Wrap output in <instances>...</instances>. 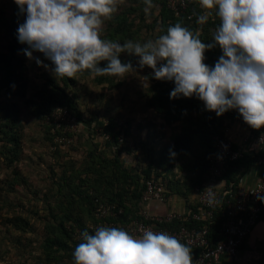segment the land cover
I'll list each match as a JSON object with an SVG mask.
<instances>
[{
    "label": "clouds",
    "instance_id": "clouds-1",
    "mask_svg": "<svg viewBox=\"0 0 264 264\" xmlns=\"http://www.w3.org/2000/svg\"><path fill=\"white\" fill-rule=\"evenodd\" d=\"M15 3L26 15L17 30L18 40L29 45L25 54L49 68L33 56L42 53L57 79H76L85 72L93 78L124 79L147 66L155 79L174 82L170 98L196 96L217 116L235 109L254 130L264 127V0H199L204 14L197 23L205 24L212 13L220 21L213 43H204L198 31L194 34L179 22L144 43L103 38L105 22L125 0ZM144 3L148 15L153 0ZM217 45L223 54L213 67L205 63V52ZM124 53L138 58L135 66L131 60L122 62ZM258 199L264 201V196ZM82 240L74 249V264H199L187 244L166 232L147 229L134 236L123 228L101 226L94 234L83 231Z\"/></svg>",
    "mask_w": 264,
    "mask_h": 264
},
{
    "label": "rangeland",
    "instance_id": "rangeland-1",
    "mask_svg": "<svg viewBox=\"0 0 264 264\" xmlns=\"http://www.w3.org/2000/svg\"><path fill=\"white\" fill-rule=\"evenodd\" d=\"M15 4V0H0V10L14 13ZM154 5L158 8V4ZM5 44L1 39L2 50ZM33 56L50 67L23 56L27 74L24 98L0 88V124L6 121L8 107L17 110L14 129L21 138V145L15 147V143L1 140L5 135L0 131V264H74L73 252L82 233L79 229L75 231L77 226L67 219V213L77 214L80 209L76 202L71 208L69 188L63 184L76 176L73 173L76 170L91 166L92 151L117 158L118 146L106 144L104 123L109 124L111 132H115L116 126L131 127L134 135L156 150L173 141L182 128L169 127L147 106L146 93L157 81L150 67L137 69L124 79L114 77L119 85L85 72L65 87L52 74L50 60L40 52H34ZM122 56L128 58L126 54ZM51 80L74 97L83 117L78 119L75 141L59 148L54 146L53 132L44 125L49 122L39 117L42 98L38 93L49 90ZM148 153V149L137 144L130 153H123L120 161L129 169L141 171L147 165ZM95 156L97 160L96 153ZM78 200L76 197L73 201ZM63 220L70 231L74 230L70 237L62 232ZM87 223L88 229L94 231L106 226V222L95 223L90 217Z\"/></svg>",
    "mask_w": 264,
    "mask_h": 264
},
{
    "label": "trees",
    "instance_id": "trees-1",
    "mask_svg": "<svg viewBox=\"0 0 264 264\" xmlns=\"http://www.w3.org/2000/svg\"><path fill=\"white\" fill-rule=\"evenodd\" d=\"M154 4H158V8ZM153 5L150 14L146 15L143 10L146 6L144 0H125V3L119 7L113 18L105 22L103 38L120 43L127 40L144 43L166 34L169 26H174L179 22L182 26L193 31L194 34L198 31L200 39L204 43H213V33L219 26L220 21L215 13H212L205 24H198V16L204 14V9L201 8L199 0L191 3L185 12L179 15L169 8L168 0H153ZM13 12L5 14L4 10H0V40L4 39L6 42L4 50L0 46V88L5 89L15 97L24 98L26 96L27 74L23 56L26 55L24 50L28 47L18 40L17 30L26 19V15L20 13L17 4H15ZM222 54V50L218 45L207 50L205 52V63L214 67ZM122 55L120 57L122 62L131 60L133 65L137 63V57L126 54L128 58L123 59ZM106 64L107 61H104L101 62L100 66L104 67ZM98 77L102 81H109L113 84L115 82V78L112 76ZM61 81L65 87H68L74 79L63 78ZM51 83L49 84V90L38 93L41 94L42 98V103L38 105L40 109L39 117L45 119L56 106H65L78 119H82L81 111L76 106L74 97L59 83L54 80H51ZM115 83L114 85H119L117 82ZM174 87L175 84L172 81L157 80L146 93L147 106L152 108L165 121L166 125L169 127L181 125V132L173 137V141L171 140L167 145L156 150L152 146L149 147L148 142L141 141L138 135H134L131 127L127 129L116 126L115 132H111L109 124L104 123L105 136L106 134L110 136L108 139L104 136L106 144L118 146L119 154L117 158H111L110 156L98 154L97 151H92L91 160L93 162L91 166L85 170H76L73 172L76 173V176H72L69 181L64 180L63 185L67 189L69 188L67 197L70 200L71 208H74L76 202L80 209L79 213L76 212L77 214L74 211L67 213V219L77 226L75 231L79 229L80 233H83L87 230L90 234H94V230L88 229L87 217H90L95 223L104 221L106 226L123 229L134 219H142V212L145 209L142 198L146 190V183L150 179H162L165 182L168 195L172 193L186 195L188 191L193 190L196 186L201 187L206 182L208 158L215 150L214 136L223 131L228 121L240 117L239 112L232 109L222 116H217L214 111L206 110L204 102L196 96L190 98L181 96L172 99L170 93ZM1 112L2 108L0 107ZM7 112L9 113L5 115L7 117L6 121L0 124V131L5 135V138L1 140L5 139L7 142H13L15 147H19L21 138L14 129L18 120V116L15 114L17 110L8 107ZM44 125L50 132H53L50 123ZM137 144H141L143 149H148L150 153H148L147 165L141 171L129 169L120 161L122 154L125 152L130 153ZM193 151H196V153L188 155V157L187 154H191ZM95 153L97 154V160L95 159ZM172 153H175V155ZM263 155L264 150L259 157ZM259 157L256 159L257 161ZM242 160L243 158L230 164L224 176L228 185L231 183L237 185L240 175L238 177L233 176L231 172ZM184 172V175L180 174ZM76 197H79V200L73 201ZM97 200L117 205L122 209V213L117 217H96ZM61 224L63 227L62 232L64 231L66 236L70 237L74 230L70 231L65 226L64 220ZM164 226L178 227V222L175 221ZM219 227L220 223L211 232L215 241L219 240ZM62 235L64 236V234ZM81 242H83L82 238L78 241V244ZM192 252L194 258L196 251L192 249Z\"/></svg>",
    "mask_w": 264,
    "mask_h": 264
},
{
    "label": "built area",
    "instance_id": "built-area-1",
    "mask_svg": "<svg viewBox=\"0 0 264 264\" xmlns=\"http://www.w3.org/2000/svg\"><path fill=\"white\" fill-rule=\"evenodd\" d=\"M195 1L197 0H168V6L179 15L184 13L188 6ZM46 120L53 127L55 147L68 145L77 138L79 121L68 107L56 106L47 115ZM109 137L106 134L105 138ZM262 137H264V127L246 137L245 141L253 140L264 148ZM214 141L215 150L208 158L207 180L201 187H197L198 210L190 214L171 212L166 216H159L144 209L142 219H134L124 226L127 232L139 236L142 234V230L151 229L154 232H166L174 235L182 243L196 251L193 260L199 261V264H214L224 256H237L245 239L257 225L264 212V201L258 199V196H264V174L246 192H240L234 183L228 185L224 176L230 164L243 158L245 153L236 146L231 137L229 126H225L221 133L215 135ZM258 163L264 167V155L259 157ZM221 181L226 182L225 186L218 185ZM168 198L167 188L162 179L147 181L142 198L145 204L153 200L165 202ZM97 203L96 214L99 218L117 217L122 213V209L115 204L99 200ZM175 221L178 222V227L164 226ZM218 223H220L219 240L215 241L211 232Z\"/></svg>",
    "mask_w": 264,
    "mask_h": 264
},
{
    "label": "crops",
    "instance_id": "crops-1",
    "mask_svg": "<svg viewBox=\"0 0 264 264\" xmlns=\"http://www.w3.org/2000/svg\"><path fill=\"white\" fill-rule=\"evenodd\" d=\"M238 112V111H237ZM240 115V114H239ZM225 126L230 127L231 137L237 147L241 148L245 156L237 167L232 170L233 176L238 177L237 188L240 192H246L252 188L263 176L264 167L256 160L264 150L255 141H245L246 137L257 130L244 122L242 116L233 121H228ZM184 175V173H180ZM225 181L219 182V186H225ZM187 191V189H185ZM145 210L153 215L166 216L171 212L190 214L199 207L197 186L187 194L172 193L167 201L153 200L145 204ZM214 264H264V213L249 236L245 239L236 257L224 256Z\"/></svg>",
    "mask_w": 264,
    "mask_h": 264
}]
</instances>
